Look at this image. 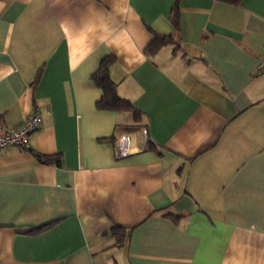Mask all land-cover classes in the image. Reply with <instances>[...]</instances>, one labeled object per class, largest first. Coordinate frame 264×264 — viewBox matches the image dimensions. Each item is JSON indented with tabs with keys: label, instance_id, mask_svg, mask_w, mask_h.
Instances as JSON below:
<instances>
[{
	"label": "crops",
	"instance_id": "crops-1",
	"mask_svg": "<svg viewBox=\"0 0 264 264\" xmlns=\"http://www.w3.org/2000/svg\"><path fill=\"white\" fill-rule=\"evenodd\" d=\"M175 2L0 0V264H264V0Z\"/></svg>",
	"mask_w": 264,
	"mask_h": 264
},
{
	"label": "trees",
	"instance_id": "trees-1",
	"mask_svg": "<svg viewBox=\"0 0 264 264\" xmlns=\"http://www.w3.org/2000/svg\"><path fill=\"white\" fill-rule=\"evenodd\" d=\"M225 2L228 4H239L242 0H216ZM179 3L180 0H176L174 7L171 13V21L174 26L179 29L180 21H179ZM174 42V37L172 35H164L154 33V39L146 48L147 54H153L160 50L162 47ZM115 61L114 56L109 55L104 57L98 69L92 74V79L95 81L97 86L102 90L101 98L97 101L96 105L100 109L107 110H115V111H133L135 115H139L138 110L134 107L132 102L126 98H123L119 95L117 90V84L110 77V67L112 63ZM42 70H39L35 80L32 82L31 86L33 89L37 86ZM49 159V158H46ZM115 236L117 238V242L121 244L124 239V234L119 225H116L114 228Z\"/></svg>",
	"mask_w": 264,
	"mask_h": 264
},
{
	"label": "built area",
	"instance_id": "built-area-1",
	"mask_svg": "<svg viewBox=\"0 0 264 264\" xmlns=\"http://www.w3.org/2000/svg\"><path fill=\"white\" fill-rule=\"evenodd\" d=\"M260 67L264 70V60L261 61ZM41 124L42 114L38 109L18 125L0 122V149L7 147L27 148L32 135L39 130ZM148 141L149 138L147 136L146 142ZM131 150L132 137L130 134H124L116 142V155L122 157L127 155Z\"/></svg>",
	"mask_w": 264,
	"mask_h": 264
}]
</instances>
